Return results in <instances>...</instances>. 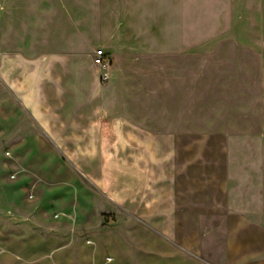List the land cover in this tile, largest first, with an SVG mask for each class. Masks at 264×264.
<instances>
[{
    "label": "crops",
    "instance_id": "1",
    "mask_svg": "<svg viewBox=\"0 0 264 264\" xmlns=\"http://www.w3.org/2000/svg\"><path fill=\"white\" fill-rule=\"evenodd\" d=\"M183 3L186 0H116L117 28L118 23L126 30L157 27L156 8L151 6ZM181 12L173 10L165 27H177ZM85 32L78 34L77 23L62 17L61 0H40L36 6H24L22 50L3 55L8 68L0 70V140L13 156L0 162L1 263L24 264V252L31 250L43 255L28 257L25 264H50L45 261L50 255H56L54 264H264V149L249 150L246 180L220 181L215 186L218 195H208L206 186L202 192L196 187L183 190L175 182L162 194L159 186L148 191L135 186L131 198L110 205L104 189L97 191L79 179L78 173L92 170L80 169L60 142L102 139L104 133L92 131L107 122L104 109H135L141 104L155 108L152 94L158 92L151 88L155 76L148 73L151 55L133 53L131 34L118 31L113 40L112 34L101 30L99 43L111 53L113 78L100 86V92L111 90L115 99L95 103L96 89L89 79L94 74L92 37L87 42ZM174 61L172 54L165 61L166 108L183 107L182 89L172 85L180 69ZM141 70L146 71L142 77ZM62 83L68 84L66 92L73 100L60 98ZM78 93L84 97L77 100ZM134 120L128 123L134 125ZM151 123L150 119L145 125ZM147 129L135 139H155ZM162 159L143 157L138 166L148 163L151 171ZM184 166L171 164L180 171ZM7 172L18 176L7 181ZM28 192L35 196L34 202L39 201L37 206L26 199ZM51 208L61 211L51 216L47 213ZM105 213L115 218L107 220ZM61 216L72 225L79 218L81 228L89 230L85 235L93 237L86 240L93 247L85 259L76 257L73 238L67 239L60 228L68 222L55 223Z\"/></svg>",
    "mask_w": 264,
    "mask_h": 264
},
{
    "label": "rangeland",
    "instance_id": "2",
    "mask_svg": "<svg viewBox=\"0 0 264 264\" xmlns=\"http://www.w3.org/2000/svg\"><path fill=\"white\" fill-rule=\"evenodd\" d=\"M38 1L0 0V70L8 68L3 61L5 53L22 50L24 6H36ZM61 6L62 17L71 24L77 23L78 34L86 30L87 42L92 37L90 53L93 59L95 50L102 48L99 31L112 34L113 40L118 39V31L120 35L131 34L133 53L151 55L148 73L155 76L151 88L158 91L152 94L155 108H144L141 104L142 108L135 109H104L107 122L95 125L92 131L104 133L102 139L60 142L62 149L75 157L80 169L85 170L87 166L92 170L78 173L80 180L97 191L104 189L110 205L116 199L131 198L135 186L143 191L159 186L158 193L162 194L167 192L168 184L176 182L183 190L196 187L202 192L206 186L205 192L209 195L218 191L215 186L220 181L246 180L248 151L264 149V0H186L181 7L158 4L151 6V9L156 8L157 27L132 30L121 28L120 23L121 30L117 28L116 0H61ZM176 8L182 10L177 16L178 26L165 27ZM141 9L138 7L139 13ZM103 52L111 59L110 77L105 81L100 79L99 70L93 65L94 74L89 79L96 89L95 103L114 97L111 90L100 92V86L109 85L113 78L111 53L104 49ZM170 54L180 67L172 85L182 89V108L165 106V61ZM145 73L141 70L140 76ZM142 81L138 79V83ZM61 89L60 98L74 99L66 92L68 84L62 83ZM130 96L128 93L127 98ZM83 97L76 94L77 100ZM132 107H135L133 103ZM99 111L94 110V116ZM150 119L152 123L145 125ZM130 120L137 125L128 123ZM145 128L155 134V139H135L137 134L146 131ZM170 134H174L173 139ZM5 144L0 140V162L8 161L5 151L13 156V151ZM197 154L201 158L196 159ZM155 156L163 161L159 165L153 163L151 171L148 163L138 166L143 157L148 160ZM253 158L258 159L257 156ZM177 163L186 167L182 171L172 169L171 164ZM140 168L142 171H138ZM9 174L6 173L7 181H11ZM82 195L79 190L78 197ZM35 199L34 196L33 200H27L37 206L39 201L34 202ZM54 211L61 210L51 208L47 213L53 216ZM103 215L107 220L115 218L112 213ZM62 217L54 219L55 223L68 222L60 228L68 235L67 239L73 238L72 247L78 249L76 257L85 259L93 247L86 240L93 241V237L85 235L89 230L81 228L84 224L79 218L72 225V221L62 220ZM42 255L39 251L24 252V264L28 257ZM55 257L50 255L45 261L54 264ZM103 257L105 259V252Z\"/></svg>",
    "mask_w": 264,
    "mask_h": 264
},
{
    "label": "built area",
    "instance_id": "3",
    "mask_svg": "<svg viewBox=\"0 0 264 264\" xmlns=\"http://www.w3.org/2000/svg\"><path fill=\"white\" fill-rule=\"evenodd\" d=\"M94 64L99 70V77L102 80H107L110 77V65H111V59L106 55V53L103 52L101 49L95 50L94 55ZM5 157L12 159L11 154L9 151H5ZM17 173H10L9 178L11 180H15L17 178ZM34 195L31 192L27 193V199L33 200Z\"/></svg>",
    "mask_w": 264,
    "mask_h": 264
}]
</instances>
